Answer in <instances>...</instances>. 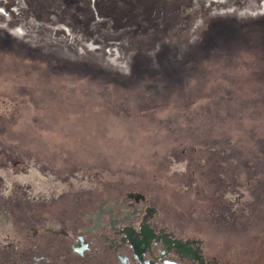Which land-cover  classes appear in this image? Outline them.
<instances>
[{"label":"rangeland","instance_id":"rangeland-1","mask_svg":"<svg viewBox=\"0 0 264 264\" xmlns=\"http://www.w3.org/2000/svg\"><path fill=\"white\" fill-rule=\"evenodd\" d=\"M260 3L0 0V264L137 195L207 256L264 264Z\"/></svg>","mask_w":264,"mask_h":264},{"label":"flooded vegetation","instance_id":"flooded-vegetation-1","mask_svg":"<svg viewBox=\"0 0 264 264\" xmlns=\"http://www.w3.org/2000/svg\"><path fill=\"white\" fill-rule=\"evenodd\" d=\"M145 199L100 203L90 224L60 232V239L32 249L33 264H222L195 238L175 236ZM21 254L17 245L8 246Z\"/></svg>","mask_w":264,"mask_h":264},{"label":"bare ground","instance_id":"bare-ground-1","mask_svg":"<svg viewBox=\"0 0 264 264\" xmlns=\"http://www.w3.org/2000/svg\"><path fill=\"white\" fill-rule=\"evenodd\" d=\"M261 5H260V9H263L264 8V0H261V3H260ZM253 13H255V12H253ZM252 14V13H251Z\"/></svg>","mask_w":264,"mask_h":264}]
</instances>
